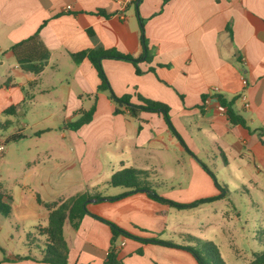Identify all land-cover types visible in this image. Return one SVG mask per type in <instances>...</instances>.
Returning <instances> with one entry per match:
<instances>
[{
	"label": "crops",
	"instance_id": "crops-1",
	"mask_svg": "<svg viewBox=\"0 0 264 264\" xmlns=\"http://www.w3.org/2000/svg\"><path fill=\"white\" fill-rule=\"evenodd\" d=\"M137 3L127 7L121 17L113 0H0V141L5 144L1 157L4 164L15 146L16 164L24 176V180L9 177L19 188L16 193L0 183V192L10 197L5 199L12 208L8 218L35 229L46 226L49 211L38 202V196L52 203L97 191L105 199L88 200L92 214L140 237L157 238L142 229L147 225L163 234L185 237V229L192 228L179 224L182 230H176V208L155 201L147 192L111 199L126 189L107 186V181L124 168L145 170L158 194L192 203L220 194L200 164L213 172L210 165L218 169L220 156L222 170L233 168L238 182L249 179L257 185L249 171L264 166V0ZM67 6L69 10H65ZM140 20H144L152 52L150 61L138 64L142 73H136L132 62L118 59H104L103 69L117 96H130L138 104L140 94L167 104L176 130L193 155L171 132L161 113L115 114L108 93L97 89L101 81L92 63L87 58L79 62L72 58L100 48L134 57L145 55ZM38 30L51 55L44 70L35 74L22 70L10 49ZM215 86L227 100L235 98L232 109L245 120V126L232 124L228 114L218 111V101L210 95ZM93 104L92 120L78 130L71 129L69 124L79 117L76 112ZM15 135L22 137L9 140ZM184 152L187 160L177 162L176 154ZM173 165L179 166L176 169L181 166L186 176H176ZM227 198L178 211L201 208L210 219L211 207ZM220 211V217L228 220L230 214L222 207ZM64 235L69 264L104 263L112 238L108 224L86 215L77 230L67 222ZM118 247L120 258L130 259L132 264H141V257L147 254L150 260L160 253L175 256L177 252L194 258L183 249L122 236ZM27 255L32 256L0 261ZM2 264L47 263L20 260Z\"/></svg>",
	"mask_w": 264,
	"mask_h": 264
},
{
	"label": "trees",
	"instance_id": "trees-1",
	"mask_svg": "<svg viewBox=\"0 0 264 264\" xmlns=\"http://www.w3.org/2000/svg\"><path fill=\"white\" fill-rule=\"evenodd\" d=\"M164 1L167 2L169 0ZM39 30L30 37L18 43H15L10 49L20 68L24 71L32 72L35 74H39L44 70L51 55L49 49L46 47V45L40 38ZM140 31L141 43L145 53V55L143 56L134 57L132 55L121 53L116 49L100 48L96 50H89L73 54L72 58L75 62H79L82 59L87 58L92 63L94 68L97 70L101 81L97 89L98 91H105L108 93L109 98L115 103V114H121L128 111L130 116L138 117L143 111L161 113L164 116V119L171 132L179 139L185 149L193 155V153L187 148V145L176 130L170 116V107L167 104L145 98L140 94L137 95V99L139 102L138 104L131 102L130 96H117L112 90L109 80L105 74L102 65V61L104 59H118L130 61L136 67V73H142L138 67L139 62L150 61L152 58V52L148 47V42L144 34V20H140ZM219 100L220 103L227 108V114L229 116L230 122L232 124H239L245 126V120L241 116H238L232 109V104L234 103L235 98L232 100H227L224 96L221 95L219 96ZM94 112V104L89 109H81L77 111L76 116L79 117L75 121L71 122L69 124V127L73 130H78L81 126L89 123L92 120ZM21 137V135H15L12 136L9 140H15ZM200 164L202 168L214 180L216 188L220 191L219 195L215 197L199 199L192 203H178L161 196L154 190L151 182L149 181L148 171L132 167L124 168L120 171L115 172L111 176L109 181H107L106 185L110 187H122L126 189L125 192H123L122 194L111 198L114 200L123 198L135 192H147L152 199L162 204L169 205L170 207H174L179 210L191 209L198 207L201 204L210 203L215 200L221 199L225 196L224 194L226 188L222 187L215 174L207 167V165L202 162H200ZM94 198L97 200L105 199L104 194L97 191L82 193L69 199H61L57 202L52 203H45L38 196V202L41 205L45 206L49 211L48 224L46 226L36 227L39 234L41 236H45V242L43 243L44 246L42 253L38 257L27 255L18 256L14 260L4 258L2 261H0V264H2L3 262H15L20 260H33L36 262L47 264H69V245L64 235V226L67 222H69L73 230H77L81 224L82 219L86 215H90L98 220H101L102 222L108 224L111 227V243L103 264H124L123 259L119 256L120 249L118 247V239L121 236L129 239H134L145 244H158L162 246L186 250L187 252L192 254L198 264H223V260L218 250L215 248L214 245L210 243H203L201 245L198 244L196 247L184 244H176L174 242L161 240L155 237H140L121 228L120 226L103 217L92 214L88 210L87 205L88 200ZM5 199H10V197L0 192V214L5 217H9L11 215L12 208L10 204L5 201ZM138 253L142 254V250H139ZM259 263V259L254 262V264Z\"/></svg>",
	"mask_w": 264,
	"mask_h": 264
},
{
	"label": "rangeland",
	"instance_id": "rangeland-1",
	"mask_svg": "<svg viewBox=\"0 0 264 264\" xmlns=\"http://www.w3.org/2000/svg\"><path fill=\"white\" fill-rule=\"evenodd\" d=\"M10 143L6 146L8 147ZM14 147L4 164V158L0 157V183L5 189L10 188L11 192L16 193L19 188L15 187L16 185L9 177L17 175L24 180V176L23 170L16 164ZM24 158L29 157L24 156ZM221 158L219 156L218 169H215L213 165L210 166L222 187L226 188L224 195L228 198L211 207L212 210H209L210 219L206 218L207 212L201 208L184 212L176 209V230H182V227L179 228V224H187L192 228L185 229L187 232L185 237H179L178 234L168 235L166 232L163 234L157 231L156 227L150 225L142 227V229H146L161 240H169L174 243H186V245L196 247L198 244L210 243L218 250L223 264H254L257 259L260 260L259 264H264V166L260 171L254 167L250 168L249 174L254 182H257V185L249 179L238 182L235 179L238 177L237 171H234L233 168L232 170L227 168L222 170L224 163ZM175 159L177 162L187 160L186 152L177 153ZM177 166L173 165L171 169L176 170V176L180 174L184 178L186 173L181 170V166L176 169ZM239 174L242 176V173ZM187 176L189 178L190 173H187ZM221 207L224 208L225 214L226 211L230 214L228 220L221 218L223 216L220 211ZM170 225L173 227L172 224ZM66 234H68V230ZM44 242L45 236H41L37 229L31 228L28 223H19L13 217L8 218L0 214V258L24 254L38 256L43 251ZM151 257H154L153 260H150V254L141 257L143 258L140 260L141 264H197L194 258L189 259L178 252L175 256L160 253ZM124 262V264H132L130 259Z\"/></svg>",
	"mask_w": 264,
	"mask_h": 264
},
{
	"label": "built area",
	"instance_id": "built-area-1",
	"mask_svg": "<svg viewBox=\"0 0 264 264\" xmlns=\"http://www.w3.org/2000/svg\"><path fill=\"white\" fill-rule=\"evenodd\" d=\"M118 6H119V11H120V15L121 17H125V10L127 9V7L131 6V5H135L138 0H113ZM70 6H67L65 10H69ZM244 83H246V81H244ZM210 95L212 97H216L218 104H217V109L219 112L227 114V108L225 106H223L220 103L219 100V96H221L222 94L220 93V88L215 86L211 89L210 91ZM243 99L245 100V97H243ZM209 99H207L205 102L208 103ZM246 106L248 107V103H246ZM5 151V144L3 141H0V157L3 155Z\"/></svg>",
	"mask_w": 264,
	"mask_h": 264
},
{
	"label": "water",
	"instance_id": "water-1",
	"mask_svg": "<svg viewBox=\"0 0 264 264\" xmlns=\"http://www.w3.org/2000/svg\"><path fill=\"white\" fill-rule=\"evenodd\" d=\"M92 201H96L95 199H93Z\"/></svg>",
	"mask_w": 264,
	"mask_h": 264
}]
</instances>
